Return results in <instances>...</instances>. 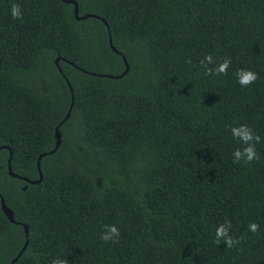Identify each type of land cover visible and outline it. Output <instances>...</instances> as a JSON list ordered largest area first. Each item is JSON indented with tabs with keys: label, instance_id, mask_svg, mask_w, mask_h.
Here are the masks:
<instances>
[{
	"label": "trees",
	"instance_id": "1",
	"mask_svg": "<svg viewBox=\"0 0 264 264\" xmlns=\"http://www.w3.org/2000/svg\"><path fill=\"white\" fill-rule=\"evenodd\" d=\"M74 1L95 17L0 0V200L14 215L0 202V264L26 242L13 264H264V0ZM241 69L257 79L240 85ZM64 78L61 143L27 183L69 112ZM240 124L260 140L234 163ZM110 224L119 238L102 241ZM221 224L232 247L215 241Z\"/></svg>",
	"mask_w": 264,
	"mask_h": 264
},
{
	"label": "clouds",
	"instance_id": "2",
	"mask_svg": "<svg viewBox=\"0 0 264 264\" xmlns=\"http://www.w3.org/2000/svg\"><path fill=\"white\" fill-rule=\"evenodd\" d=\"M9 15L13 19H22V11L19 3L11 2L9 7ZM207 61L209 64L213 63V57L210 55H205L203 60L200 63L203 65ZM229 61L227 59L223 60V62L216 64L214 67H205L206 72L210 73H224L228 69ZM237 83L240 85H249L253 81L257 79L256 73L250 70H238L236 72ZM230 133L233 139H239L241 147H238L233 150L232 158L233 162H238L241 160L251 161L256 158L255 144L254 141L258 142L260 137L256 135L252 129L246 124H240L239 126H233L230 128ZM229 226H225L221 224L215 229V241L220 242L221 240L228 246L232 247L236 240H234L231 236H229ZM259 225L254 222H250L248 224V230L255 233L257 232ZM119 229L114 225H105L104 231L100 234V239L102 241H113L115 242L119 238ZM51 264H65L64 260L59 258L53 259Z\"/></svg>",
	"mask_w": 264,
	"mask_h": 264
},
{
	"label": "water",
	"instance_id": "3",
	"mask_svg": "<svg viewBox=\"0 0 264 264\" xmlns=\"http://www.w3.org/2000/svg\"><path fill=\"white\" fill-rule=\"evenodd\" d=\"M62 2H64V3H70V4H72V5L74 6V9H73L74 18H75L76 20H78V21L83 20V19H87V18H89V17H95V16H92V15L78 16V5H77V3H76L74 0H62ZM104 24L106 25L107 30H108V35H109V46H110V48L112 49L113 52H115V53H117V54H121V53H119V52L113 47V45H112V40H111V37H110L109 28H108V26H107V24H106L105 21H104ZM121 57H122V60H123L124 63H125V71H124L123 74H122V76H123V75H125V74L128 73L129 66H128V64H127L126 58H125L123 55H121ZM58 62H59V58L55 60V64L57 65L58 71L62 74V71H61V70L59 69V67H58ZM122 76H119V77H122ZM63 77H64V76H63ZM64 80H65V82L67 83V86L69 87V90H70V92H71V100H72V102H71V105H70V108H69V112H68L66 118H65V119H64V120H63V121H62V122H61V123L55 128V139H56V141H55L54 149H53L51 152L47 153V154H46V153L41 154V155L37 158L36 168H37L38 175H39L38 180H36V181H28V180H25L24 178H22L23 180L27 181V183L29 182V183H31V184H37V183H40V182L42 181V179H43V175H42V173H41V171H40V160H41L45 155L53 154V153L58 149V147H59V145H60V143H61V133H60V131H59V128H60V126H61L63 123H65V121H66L67 118L69 117L70 111H71V109H72V107H73L72 88H71L70 84L68 83L67 79L64 78ZM10 157H11V153H10ZM8 170H9V174H10L12 177H16V176L11 172V170H10V161L8 162ZM0 202H1V209H2V212L5 214L6 218L9 220V222L14 223V220H13V216H14V215H13V212L5 206L3 199H1ZM24 227H25V233H26V235H27V226H24ZM26 245H27V242L25 243L24 247L20 250V252L18 253V255H17V256H16V257L10 262V264H13L14 262L17 261V259L22 255L23 251L25 250Z\"/></svg>",
	"mask_w": 264,
	"mask_h": 264
},
{
	"label": "rangeland",
	"instance_id": "4",
	"mask_svg": "<svg viewBox=\"0 0 264 264\" xmlns=\"http://www.w3.org/2000/svg\"><path fill=\"white\" fill-rule=\"evenodd\" d=\"M95 156L93 157V161L95 162V160L97 161V165H94V168L97 169L95 172L97 174H101L103 175L102 173H99L100 171H102L105 167H110L109 164L101 157L100 154L98 153H94ZM93 162V163H94ZM100 168V169H99ZM108 172V170L106 171ZM104 176V175H103Z\"/></svg>",
	"mask_w": 264,
	"mask_h": 264
}]
</instances>
